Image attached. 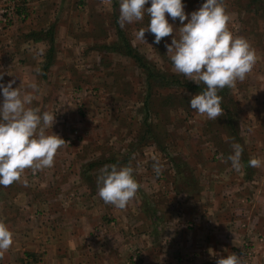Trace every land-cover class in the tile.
I'll list each match as a JSON object with an SVG mask.
<instances>
[{
	"label": "crops",
	"instance_id": "0c3cea01",
	"mask_svg": "<svg viewBox=\"0 0 264 264\" xmlns=\"http://www.w3.org/2000/svg\"><path fill=\"white\" fill-rule=\"evenodd\" d=\"M31 7L26 20L0 31V82L15 80L13 87L22 92L36 83L39 91L30 107L56 114L52 128L60 136L61 128L67 133L74 127L76 116L68 112L71 106L63 102L61 87L51 94L49 84L68 75L59 68L72 62V53L65 57L61 50H75L79 38L72 35L65 41L63 27L55 30V8L44 23L37 3ZM50 28L52 41L45 37ZM62 117L66 125L59 124ZM88 143L83 139L63 145L52 167L25 169L19 181L0 186V221L13 233V244L0 256V264H132L136 249L143 255L140 264H215L248 240L259 247L254 264H264V243L259 242L264 241V163L249 166L253 157L246 156L243 146L239 171L231 164L190 163L166 167L157 176L152 165H143L148 156L142 158L133 167L139 189L121 210L98 195L97 177L115 161L100 151L88 153ZM95 228L106 231L96 246L88 237Z\"/></svg>",
	"mask_w": 264,
	"mask_h": 264
},
{
	"label": "rangeland",
	"instance_id": "374dc122",
	"mask_svg": "<svg viewBox=\"0 0 264 264\" xmlns=\"http://www.w3.org/2000/svg\"><path fill=\"white\" fill-rule=\"evenodd\" d=\"M250 1L223 0L230 18L228 29L234 36L244 37L256 54V63L245 80L228 87L233 102L232 117L235 119L234 127H230L223 121L226 120L223 114V120H209L206 115L189 107V101L196 92L156 87L152 89L150 99L146 98L144 73L131 58L102 47L118 41L115 26L119 25L120 0H19L20 8L25 10L23 13L28 14L33 9L32 3H37L40 11L44 12V23L50 22L49 11L55 8V30L58 32L63 27L65 41L72 35L79 38V46L75 50H61V55L65 57L69 54L70 58L72 53V62L61 64L59 68L68 75L65 78H52L49 84L54 89L50 91L51 94L61 87L65 98L63 102L71 106L68 112L76 116L71 121L74 127L66 129L67 133L60 129V137L72 139L70 145L64 146L70 147L84 139L89 141L86 145L88 153L91 150L106 153V157H112L117 166L135 167L148 156V161L143 165H153L154 158H157L165 169L172 165L189 166L190 163L199 167L230 166L227 157L233 151L231 145L239 143L245 148L246 156L258 159L263 164L264 0ZM182 2L185 12L191 13L198 9L194 5L200 6L203 0ZM166 18L176 29L172 35L179 38V19L172 20L167 14ZM147 24L148 17L145 15L143 21L119 27L131 47L151 66L177 76L182 82L196 84L176 72L172 65L165 47L166 43H171L172 35L162 38L159 44L153 43L154 34L150 32H145L146 43L137 39L136 33ZM10 26H5L1 31ZM200 86L206 87L203 84ZM60 120V125H66L64 117ZM48 130L52 134L51 129ZM55 132L59 133L58 130ZM244 140H248V143H243ZM105 235V230L93 229L88 236L91 245H95L96 239L105 240ZM136 253L140 259L143 258L136 249L131 253L130 262Z\"/></svg>",
	"mask_w": 264,
	"mask_h": 264
},
{
	"label": "clouds",
	"instance_id": "9594fccd",
	"mask_svg": "<svg viewBox=\"0 0 264 264\" xmlns=\"http://www.w3.org/2000/svg\"><path fill=\"white\" fill-rule=\"evenodd\" d=\"M145 5H150L145 7ZM182 0H120L118 23L143 21L148 24L136 33L137 39L146 43L145 32L154 34V44L174 33L172 20L179 19V38L172 35L171 43L165 44L176 72L190 78L205 89L191 97L189 107L199 114L215 120L222 115V97L218 94L237 81H244L256 63V54L250 43L241 36H234L228 29L229 15L223 0H203L191 13L185 12ZM187 20V23H184ZM151 46V45H150ZM39 72V69L36 70ZM0 73V81H3ZM15 80L0 82V186L7 187L19 181L25 169L33 171L50 168L57 150L67 142L52 132L56 114L30 107L39 88L29 84L31 91L13 87ZM51 128L48 134L47 129ZM68 144V143H67ZM232 154L227 157L231 167L239 171L243 147L233 143ZM260 160L250 159L249 166L258 167ZM157 176L163 165L154 158L152 165ZM129 165H105L97 177L98 195L105 204L125 209L139 189ZM13 244V233L0 221V256ZM216 264H242L236 253L217 259Z\"/></svg>",
	"mask_w": 264,
	"mask_h": 264
},
{
	"label": "trees",
	"instance_id": "16d2710c",
	"mask_svg": "<svg viewBox=\"0 0 264 264\" xmlns=\"http://www.w3.org/2000/svg\"><path fill=\"white\" fill-rule=\"evenodd\" d=\"M253 2V0L250 1V3ZM25 11L24 9H19V14H25L23 13ZM26 15V14H25ZM116 28V36L118 41L112 44L111 46H102L104 49L109 50L113 53L121 54L123 56L131 58V60L135 63V65L144 73L145 76V83H146V92H147V99L149 100L152 94V89L159 87V88H182L188 92L192 93H201L204 88L202 86H198L197 84H191L190 82H182L180 78L174 75H169L163 72H160L157 68L151 66L147 61L144 60V58L136 51L134 50L128 39L126 38V35L123 30L118 26H115ZM37 36V34L35 35ZM45 37L49 39L50 41L53 40V30L50 28L47 30ZM49 63L45 66L46 70L49 67ZM218 94L222 97L221 107L223 109L222 114L225 115V119L223 120L222 116L217 118L218 120L226 121L225 124L229 125L230 127H234V121L235 119L232 117V113L234 110H232L231 106L233 105L232 97L228 89V87H225L223 90H220ZM169 98V97H168ZM167 98V99H168ZM147 99L145 101V104L147 102ZM167 99H165V102H167ZM234 131V130H232ZM244 151V149H243ZM226 156V154H224Z\"/></svg>",
	"mask_w": 264,
	"mask_h": 264
},
{
	"label": "built area",
	"instance_id": "2783aa9c",
	"mask_svg": "<svg viewBox=\"0 0 264 264\" xmlns=\"http://www.w3.org/2000/svg\"><path fill=\"white\" fill-rule=\"evenodd\" d=\"M20 7L21 6L19 5V0H0V31L5 26L12 25L16 21L20 22L26 20L27 17L25 14L18 13ZM65 141L68 144L66 143L64 145H70L72 139L66 138ZM259 242L262 244L264 243L263 239H259ZM258 252V248L253 243H251L250 241H246L241 247L230 248L228 255L236 253L240 256L242 264H254L256 259H258ZM131 262L132 264L141 263V259L139 258L138 253L131 257Z\"/></svg>",
	"mask_w": 264,
	"mask_h": 264
}]
</instances>
